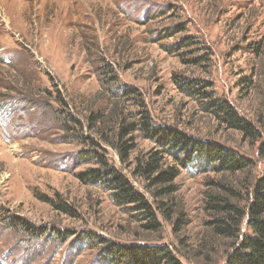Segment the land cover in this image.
I'll return each instance as SVG.
<instances>
[{
  "label": "rangeland",
  "instance_id": "374dc122",
  "mask_svg": "<svg viewBox=\"0 0 264 264\" xmlns=\"http://www.w3.org/2000/svg\"><path fill=\"white\" fill-rule=\"evenodd\" d=\"M176 76L229 101L253 134ZM144 121L225 145L251 167L181 165ZM123 142L133 145L125 160ZM262 146L264 0H0V264H108V241L227 264L237 239L214 232L223 216L210 195L245 209L264 177ZM92 148L148 208L81 180L100 167L81 157ZM151 152L159 168L145 174ZM170 167L177 177L158 181Z\"/></svg>",
  "mask_w": 264,
  "mask_h": 264
},
{
  "label": "trees",
  "instance_id": "16d2710c",
  "mask_svg": "<svg viewBox=\"0 0 264 264\" xmlns=\"http://www.w3.org/2000/svg\"><path fill=\"white\" fill-rule=\"evenodd\" d=\"M185 44H189L185 42ZM177 83L187 92L202 93L207 98L208 107L225 116L229 124L239 130L253 134L255 129L246 119L237 114L234 106L227 100L214 97L212 91H206V86L195 81H187L176 76ZM143 129L152 138L168 145L181 165L198 164L214 169L237 172L251 167L249 161L239 154L219 143L192 140L176 130L155 129L147 121ZM133 148L131 143L123 142L117 145V150L123 160ZM87 152V153H86ZM158 152H151L149 159L144 161L142 170L150 174L158 170ZM264 154V146L261 147ZM83 159L95 158L100 167L90 168L81 172V180L90 184H100L112 191L113 199L119 204L136 203L138 208H148L144 197L132 186L119 170L111 165L106 155L92 148L81 153ZM141 162H139V165ZM213 166V165H212ZM210 166V167H212ZM179 174L175 167L162 170L156 179L160 182H170ZM228 190L231 188L228 187ZM251 198L245 209L233 202L229 197L211 194L209 204L220 211L223 217H216L211 225L214 232L237 239L234 250L228 257L227 264H264V177L253 183ZM62 206V205H60ZM63 207V206H62ZM67 209V207H65ZM246 219L247 232L241 234L243 220ZM103 259L108 264H183L168 246L165 245H126L108 241L103 252Z\"/></svg>",
  "mask_w": 264,
  "mask_h": 264
}]
</instances>
